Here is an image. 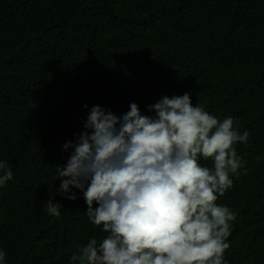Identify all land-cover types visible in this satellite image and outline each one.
Instances as JSON below:
<instances>
[{"label": "trees", "instance_id": "trees-1", "mask_svg": "<svg viewBox=\"0 0 264 264\" xmlns=\"http://www.w3.org/2000/svg\"><path fill=\"white\" fill-rule=\"evenodd\" d=\"M185 92L251 133L217 203L237 214L228 264H264V0H0V160L13 172L0 187L6 264H70L74 243L107 235L80 190L60 194L57 176L72 152L62 145L93 105L121 116L135 102L154 115L147 105Z\"/></svg>", "mask_w": 264, "mask_h": 264}, {"label": "clouds", "instance_id": "clouds-1", "mask_svg": "<svg viewBox=\"0 0 264 264\" xmlns=\"http://www.w3.org/2000/svg\"><path fill=\"white\" fill-rule=\"evenodd\" d=\"M147 108L154 115L135 102L121 116L93 105L84 130L62 145L72 152L57 165L60 194L75 200L71 189L80 190L85 215L107 233L74 243L70 264H228L237 214L217 200L244 167L236 145L247 144L251 133H241L237 117L220 119L205 104L193 105L188 92L163 95ZM12 178L8 161L0 160V187ZM61 207L47 201L54 217Z\"/></svg>", "mask_w": 264, "mask_h": 264}]
</instances>
